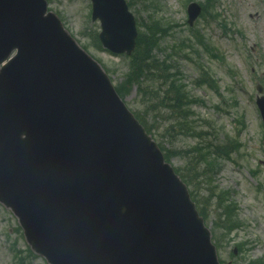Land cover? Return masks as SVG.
<instances>
[{"label":"water","instance_id":"obj_1","mask_svg":"<svg viewBox=\"0 0 264 264\" xmlns=\"http://www.w3.org/2000/svg\"><path fill=\"white\" fill-rule=\"evenodd\" d=\"M91 1L103 46L130 54L126 3ZM46 6L0 0V201L28 243L50 264H218L185 186Z\"/></svg>","mask_w":264,"mask_h":264},{"label":"rangeland","instance_id":"obj_2","mask_svg":"<svg viewBox=\"0 0 264 264\" xmlns=\"http://www.w3.org/2000/svg\"><path fill=\"white\" fill-rule=\"evenodd\" d=\"M132 1L135 4L130 12L136 22L138 19L146 24L154 19L168 30L160 45L169 52L173 44L191 36L186 7L205 0H156L157 7L147 10L139 0ZM48 5L77 43L107 71L117 87L127 73L128 59L99 50L94 45L93 36L99 25L91 22V3L88 0H51ZM215 9L219 14L215 22L206 23L205 16L198 19L193 28L203 32L214 53L224 61L205 54L200 48H197L199 56L194 54L192 57L214 77L218 94L208 86L195 85L198 69L193 62L181 56L172 61L190 96L203 101L191 109L190 120L194 133L202 135H179L173 130L163 132L167 126L165 116L158 123L160 131L154 130L153 136L159 146L171 151L212 146L210 150L217 148L221 153L225 145L232 147L233 140L242 145L241 149L230 153V160L226 157L217 159L214 172L208 179L203 177L205 180L200 181L194 191L200 207L208 213L205 224L210 232L214 231L215 235L216 231L223 239L220 241L215 235L220 261L223 264H247L249 260L264 258V131L255 106V85L259 83L264 88V0H218ZM124 103L134 113L141 111L135 89L126 94ZM148 119L151 123V118ZM171 158L170 164L176 169L182 168L186 161L178 156ZM254 171L257 172L253 174ZM214 188L228 193V198L236 205L238 221L243 224L231 233L228 241L225 233L213 226L216 217L213 209L217 203L212 196ZM18 227L12 213L0 205V264H47L30 250L28 252L23 232H19ZM237 245H243V250L239 252ZM234 250H237L236 256L232 254Z\"/></svg>","mask_w":264,"mask_h":264},{"label":"trees","instance_id":"obj_3","mask_svg":"<svg viewBox=\"0 0 264 264\" xmlns=\"http://www.w3.org/2000/svg\"><path fill=\"white\" fill-rule=\"evenodd\" d=\"M158 35V31L151 28H147V33L144 36H140L137 40V51L133 55L132 63H131V74L129 84L132 83L137 86L138 91L141 92L142 101L147 105V114L150 112L158 118L160 113H162V109L166 110V112L170 113V115L182 113L185 107L191 102L188 100V96L183 94L182 89L176 86V82L171 83L169 95H163L162 97L158 96V92L152 88L149 90L152 85L147 86L148 83H156L159 78H156V75L159 72L160 66L157 60L152 57V50L157 46L156 45V37ZM125 85L120 87L119 90H124ZM175 116V115H174ZM184 116H181V118ZM145 119L141 118L140 122L145 124ZM181 125H183L181 123ZM184 126L183 128H185ZM152 128L147 127V131L150 133ZM198 156H194L191 160V163L188 164L187 174L181 173V178L186 182H191L192 180H197L199 177L197 175V168L193 165L195 161H197ZM200 213L205 217L202 210ZM226 223H233L232 219H227Z\"/></svg>","mask_w":264,"mask_h":264}]
</instances>
